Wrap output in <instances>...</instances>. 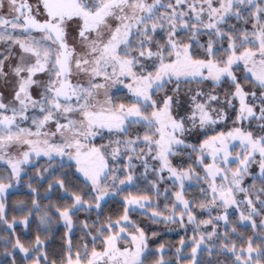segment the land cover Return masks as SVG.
Returning <instances> with one entry per match:
<instances>
[{
    "label": "snow or ice",
    "instance_id": "1",
    "mask_svg": "<svg viewBox=\"0 0 264 264\" xmlns=\"http://www.w3.org/2000/svg\"><path fill=\"white\" fill-rule=\"evenodd\" d=\"M0 163L7 264H264V0H0Z\"/></svg>",
    "mask_w": 264,
    "mask_h": 264
},
{
    "label": "trees",
    "instance_id": "2",
    "mask_svg": "<svg viewBox=\"0 0 264 264\" xmlns=\"http://www.w3.org/2000/svg\"><path fill=\"white\" fill-rule=\"evenodd\" d=\"M175 162V161H174ZM255 167V166H253ZM26 179V178H25ZM247 182H249V179L247 180ZM35 186V185H34ZM133 192H135V189L132 190ZM193 195L192 192L189 193V198H191V196ZM28 196V191L27 190H23L20 192H14V196L12 197L13 199H27ZM117 199H119L117 197ZM119 205H116V207H118ZM81 215H85L83 213H81ZM139 221L138 223L140 224L141 227L145 228V231L149 233V246L151 248L156 247V244L159 242H171L173 244L177 243L181 233L179 232V230L174 229L175 225L174 224H164V223H157V224H153L151 222V220L148 218V216L146 215H140L139 216ZM151 231H156L158 233V235L156 237H151L150 233ZM178 232V233H176ZM59 241L58 239L55 241V244L58 245ZM170 255V253H169ZM20 257L18 256V259ZM1 264V263H0Z\"/></svg>",
    "mask_w": 264,
    "mask_h": 264
},
{
    "label": "rangeland",
    "instance_id": "3",
    "mask_svg": "<svg viewBox=\"0 0 264 264\" xmlns=\"http://www.w3.org/2000/svg\"><path fill=\"white\" fill-rule=\"evenodd\" d=\"M124 91L126 92V90H124ZM39 163H40V164H43V163H44V160L41 159V161H39ZM3 167H4L3 164L0 163V169H2ZM248 179H249V181H250V178H248ZM248 179L245 180V184L248 183V182H247ZM193 183H195V182H193ZM23 190H27V191H29V190L27 189V187H25L24 184L22 183L21 185L17 186L16 189H13V190H11V191L14 193V192H20V191H23ZM132 190H133V189H132ZM191 192L193 193V195H195L196 192H197L196 188L194 187V188L191 190ZM53 198H55V196H54ZM161 200H163V198H161ZM213 214H215V213H213ZM140 215H141L140 212L132 213V219L135 220V221L138 223V221H139L138 218H139ZM146 216H147V215H146ZM138 224H139V223H138ZM171 225H172V224H171ZM174 229L179 230V232L181 233L182 236L185 235V231H184V229L179 228L178 225H175ZM187 229H188V231H187V235H191V234H192V231H191L192 226H191V225H187ZM249 231H250V230H249ZM20 232H21V229L18 228V229H17V233L20 234ZM176 233H178V232H176ZM150 248H151V247H150ZM8 259H9L8 257H6V256L3 255L2 250H0V263H1V264H7Z\"/></svg>",
    "mask_w": 264,
    "mask_h": 264
}]
</instances>
